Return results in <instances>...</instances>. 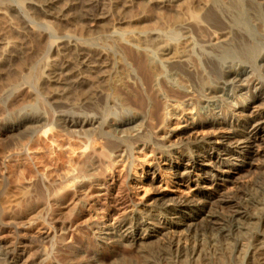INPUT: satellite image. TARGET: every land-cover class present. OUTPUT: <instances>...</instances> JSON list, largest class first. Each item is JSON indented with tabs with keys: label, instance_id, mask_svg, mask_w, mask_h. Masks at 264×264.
<instances>
[{
	"label": "bare ground",
	"instance_id": "1",
	"mask_svg": "<svg viewBox=\"0 0 264 264\" xmlns=\"http://www.w3.org/2000/svg\"><path fill=\"white\" fill-rule=\"evenodd\" d=\"M58 1L0 0L6 13L17 12L23 6L57 21H50L46 27L40 25V29L26 27L21 31L25 41L0 33V81L5 87L2 120L10 122L0 126V139L24 130L23 137L28 136V140L23 143L17 139L13 144L31 152L16 170L18 207L26 212L48 205L49 225L57 243L65 241L69 227L82 218L85 208L91 209V218L95 219L89 220L87 230L99 233L110 229L112 221L121 219L130 208L140 215L135 224L146 219L147 211L157 213L160 228L147 227L145 236L133 231V243L117 240L111 248L94 254L101 264L111 258H115L113 264H144L147 258L151 259L149 264H164V260L166 264H227V248L221 249L218 261L211 252L203 251L198 240L205 234L201 226H210L217 240H227L236 247L233 227L242 222L258 232L252 233L254 240L248 239L246 244V251L253 246L249 264H264V244L256 243L264 238V232L259 233L264 219V146L261 151L254 149L258 140L263 143L261 124L257 123L264 112L222 124L231 134L218 139H226L227 144L240 143V148L214 144L210 133H215L217 119L205 109L202 112L203 98L217 96L226 89L233 92L227 98L230 108L233 102L246 110L244 105L257 99L249 86L246 92L237 93L235 83L248 73L246 65L250 62L264 78V0H176L173 5L162 0H65L63 8L58 7ZM118 4L138 10L131 22L152 24L121 27L127 20L122 14L115 17V10L122 9ZM69 20L81 22L85 28L71 32L73 29L67 30L62 24ZM34 38L48 39L47 54L40 52L41 40L35 42L36 46ZM53 48L52 58L49 54ZM24 53L32 55V61ZM38 53L43 57L33 59ZM19 54L28 59L20 58L22 61L12 64ZM209 69L218 73L212 74L219 80L216 84L211 81L214 85L209 84L208 89V83L196 87L193 76ZM221 83L223 86H219ZM25 84L31 88L33 98L9 110L7 102L12 96L16 98L14 94ZM143 100L148 106L146 115L138 110ZM229 113L230 109L223 113L224 121ZM144 120H150L148 127ZM205 128L213 129L210 136L203 135ZM192 130L197 133L184 137ZM198 130H202L200 135ZM48 144L49 154L42 151ZM11 145L1 146L5 159L11 157ZM232 157L242 158L243 165L249 167L252 164H245V159L259 160L257 175L242 187H228V176L217 171L232 165ZM196 171L198 177L193 179ZM7 174L6 179L12 176V172ZM187 181L191 184L183 187ZM6 183L2 193L7 192ZM251 192L258 198L250 197ZM2 202L0 197V206ZM232 205L237 207L230 213L232 219L225 211H214L217 206L224 209ZM34 217L40 218L41 214L35 212ZM227 217L229 223L214 228L213 222ZM147 237H156L158 242L138 251L135 244ZM38 240L43 244V238ZM96 241L80 240L85 254L95 252L99 247ZM47 249L42 247L27 264H39L40 260L53 264ZM72 258L59 257L58 262L91 264L79 254L74 262ZM12 260L14 257L6 254L3 262L11 264Z\"/></svg>",
	"mask_w": 264,
	"mask_h": 264
},
{
	"label": "rangeland",
	"instance_id": "2",
	"mask_svg": "<svg viewBox=\"0 0 264 264\" xmlns=\"http://www.w3.org/2000/svg\"><path fill=\"white\" fill-rule=\"evenodd\" d=\"M151 1L160 2L161 0H151ZM162 1L166 2L167 4H171V5L176 3V0H162ZM18 2H19V0H18ZM14 4H17V2H15ZM56 4L58 5V7L63 8V6L65 5V0H59ZM0 7L2 8V9H0V33H3L4 35L7 34L10 36H14L15 39L19 38L20 40H23V41H25L27 39L21 33V31L26 29V27H27V29L38 28V27H39L38 29H40V25H43V26L45 25V27H46V26H48V24H50V23L52 24V22L53 23L57 22L56 20L50 19L49 17L45 16L44 14H37L36 15V13H34L32 9L29 10V8L27 9L26 7H23V6L21 7V9L19 8V10L17 12H13V13H6V10L5 9L3 10L2 6H0ZM19 7H20V5H19ZM118 7H121L122 8L121 10H123V9L124 10L121 11V10H119L120 8H117V10H115V15H116L115 17L119 18L120 14H122V16L127 20V22L124 23V25H122V26L120 25L121 27H130L131 25L133 27H139V26H142L144 24L145 25L146 24L147 25L152 24V21H147L145 23L131 22V18L133 17L134 14L137 13L138 10H136V8H134V7H133L134 9L132 7H124V6L122 7L121 4H118ZM128 20H130V21L128 22ZM70 21L71 20H69V22H62V24L64 25L65 28H67V30L73 29V30H70L71 32L76 31L75 29L78 30V29H82L83 27L85 28V26H83V24H81V22H75V21L70 22ZM136 24H137V26H135ZM41 29H43V28H41ZM18 31H20V32H18ZM17 33L18 34L20 33V34L18 35ZM14 34L15 35L17 34V35L15 36ZM21 37H23V38H21ZM153 37H155V35ZM24 38H25V40H24ZM17 39H16V41H17ZM19 39H18V41H19ZM38 40H39L38 38H34L33 43L35 44V42H36V44H37ZM40 40H39L40 44L43 45V46H41V47H43V49H42L43 51L41 50L40 52L45 53V51H46L45 54H47L48 48L46 47V45H48V44H46V43L48 42V39L44 38V39H40ZM23 41H20V42H23ZM45 48H47V49H45ZM38 49H40V48L36 47V50H38ZM28 51L29 52L33 51V48H32V50H27L25 53H27ZM50 52H49L50 53L49 56H51L53 58L55 56L54 48ZM25 53H24V55H26L25 57H28L29 59L28 58L24 59L23 54L22 55L19 54L18 57H14L13 60H11V63L16 64L17 62L22 61V59H24V60L28 59L30 61L32 58V55L30 57L29 54H25ZM41 53H38V55L36 54V57L34 56L33 59H37V57H38V59H39V57L42 58L43 54L41 56H39V54H41ZM20 58H22V59H20ZM43 59H42V61H44ZM29 61H26V62H29ZM246 67L248 68L247 69L248 73L246 75L242 76L241 79L240 78L237 79L236 80L237 84L235 83V85L238 86L237 87L238 89L237 88H236L237 90L235 89V91L237 93H240L242 91L246 92V90H247L246 87H248V86L250 87L251 93L255 92L254 94H255L257 99L252 103L245 104L244 106H245L246 110H243L240 108L241 104H235L232 102L231 108L233 106L235 107V108L233 107L232 109L229 107V105H227V104H229L228 102L230 101V100L228 101L227 98L231 97L233 94V92L230 91V89L224 90L223 91L224 93L222 91L218 92L216 94L217 96L212 95L216 99L212 98L211 95L208 99L203 98L204 104L203 103L202 104L204 107L202 109L203 110L202 112L204 113L205 111H207L206 113H208V114L210 113L211 114V115L209 114L210 116H213L215 119H217V121H215V123L218 124V126L215 129V133L214 134L210 133V135L213 138V143L219 147L226 145L227 141L225 139V141L223 142L222 139H218V138L222 137V136H224V138H228V137H230L229 135L231 134V132L228 131L227 127L225 125H222V124L234 123V121L238 119L237 117H240V119H243L246 116L255 117V116H258L264 112V78H263V76L261 77L259 75L260 74L259 71L252 66L251 62L248 63L246 65ZM209 71H210V69H209ZM212 71H214V70H212ZM210 72H207V73L204 72L203 74H202V72H200L201 74L199 73L198 75H195V78L193 76V78H192L193 84L196 85V87H202L203 85L205 86V84L208 83L205 86L206 89H208L211 85L216 84V81L219 80V79L218 80L216 79V78H218V76L216 77V75H218V73L217 72H215V73L211 72V74H210ZM212 73L216 74V75H213ZM211 75H213V77ZM209 76H211L212 78ZM206 77H208V78H206ZM207 79H209V80H207ZM211 81H213L214 84L213 83L211 84L210 83ZM222 82H223V80H222ZM1 84H3V81H0V126L10 123L8 121H7L8 122L7 123L6 120L4 123L2 120L4 118L3 117L4 113L2 111L3 110L2 107H3V102L5 101V99H4L5 98V94H4L5 87L4 86L2 87ZM197 84L202 85V86H198ZM209 84H211V85L209 86ZM219 86H223L222 83ZM242 86H244V87H242ZM243 88H245V90ZM32 93L33 92L31 90V88L28 87V84L23 85L22 88H20V90L14 94V95L17 94L16 98H15V96H12L13 101L10 100L11 99L10 98L9 101L7 102V104L9 105L8 109L13 110L14 108H17L21 103H23V101L26 102V101L32 99L33 98ZM219 93H222L223 95L219 94ZM220 97L221 98L223 97V99H225V100L220 99ZM154 98H155V96H154ZM218 101H221V102L218 103ZM223 104L225 105V109H224ZM209 105H210V107H208ZM138 106H139L138 110L142 114L146 115L147 111H148V106H147L146 101L145 100L141 101V106L140 105H138ZM206 107L208 108V110H206ZM204 109H205V111H204ZM229 109H230L231 113L228 114L227 120L224 121V119H223V117L225 116L224 114ZM186 113L187 112L183 113L182 115H180V117H182ZM189 117H192V116L190 115ZM1 121H2V123H1ZM149 121L150 120H148V121L144 120V122H145L144 126L145 127L149 126V124H150ZM206 123H208V121H206ZM135 124H138V123H135ZM183 124H185V123H183ZM257 124H261L259 126L261 128L259 135L262 138L263 143H262V141L259 142V140H258L254 145V149L259 150V148H260L259 151H261L263 149L262 146H264V118L261 121H259V123H257ZM212 130H213L212 128L203 129V135L204 136H210L209 132H211ZM200 131H202V130H198L199 135L201 134ZM195 133H197L196 130L189 131L187 134L184 135V137H186V138L190 137ZM23 135H24V130L14 131V132L7 134L6 136H4L3 138L0 139V197H1V200L3 201L2 202L3 205L0 206V264H4L3 261H4V257L6 254H8L11 257H14V260L11 261L12 262L11 264H27L31 260H33L41 252L42 247L48 248L47 250L50 251V256H51V258L53 257L52 258L53 264L60 263V261L58 262L59 257L62 259L63 258H70L71 259L73 256L76 257V254H79V258H84V260L87 257L91 261V264H101V262L99 260H97V258L94 256L96 255V253H102V252L106 251L108 248H111V246L117 240H119L120 242H123L125 244H130V243L134 242L131 232L135 231L136 233H138L139 236L140 235L145 236L148 234L147 227H150V228H157L158 227V228H160L159 224H161V223L158 219L159 217L157 216V213L150 214L151 212L147 211L146 219H141L140 222L135 224V218L139 217L140 215L137 212H135V210H132L130 208L123 215V217L121 219H119L118 221L117 220L112 221V225H111L110 229L104 228V230H102L101 233H99L98 231L87 230L88 229L87 225L90 222L89 220H95V219H94V217L91 218L93 215V212L91 211V209L85 208L83 213L81 214L82 218L75 225L69 227L68 236L66 237L65 241H63V243L55 242L56 237H53L55 231L49 225V207H48V205H44L43 207L37 206L35 208L34 211L36 213L38 212L39 214H41L40 218L35 219V217H34L35 212L33 210L26 211V212L22 211V209H20V207H18V204L16 201V198L18 199V195H19V192H18L19 190L17 187L19 180H18V174H17L16 170L20 164L19 162L21 161L24 163V159H26L28 157V155L31 154V152L28 153V152L22 151L20 148H18V147H20L19 144H15V145L13 144V143L18 142L17 139H20L21 142L25 143V141L28 140V136L23 137ZM10 143L12 144L10 147V152H9L11 157L5 159L4 158L5 155H4L2 147H3V145L10 144ZM227 145L232 147V148L243 147V145L240 143L239 144L232 143V144H227ZM49 146L50 145L48 144L47 147H44L42 151L44 153L48 152L47 154H49V152H50ZM245 151H247V148L245 149ZM209 152L213 153V152H215V150H213V151L210 150ZM200 154H202V153H200ZM232 160H233L232 165L231 164L226 165L222 170L221 169L217 170L221 174L229 177V179L227 177L228 180L226 179V181H227L226 183H227L228 187H231V186L234 187V186H238V185H240V187H242V185L244 186L246 184L245 183L246 181H248L251 177H254L255 174L257 175V172H256L257 169L255 166L259 164V160L258 161L256 159L251 160L250 158L245 159L244 163L249 164L248 162H251V164H252L251 167H249V165L248 166L243 165V163H242L243 159L242 158L232 157ZM3 162H5V164ZM33 162L35 163V161H33ZM161 162H162V165L165 166V161H161ZM37 167L38 166L35 165V168H37ZM10 172H12V176H9L6 179L5 177L10 175L7 173H10ZM198 174H199L198 171L194 172L193 179H196L198 177ZM5 181L9 185V186L7 185L8 189H6V191H7V192H5L6 194L4 192L2 193L3 190H1L3 186L5 187V183H6ZM218 181L220 184L223 183L221 177L218 178ZM190 184H191V181H187L183 187H186L187 185H190ZM192 189H194V187H192ZM186 190H188V189H186ZM114 194H116V192ZM254 194H255V192H253V194L251 192L250 197L253 196L252 198H254L256 196L254 199L258 198L257 194L256 195H254ZM10 200L11 201L14 200V202L12 204H10L11 203ZM12 205H14V206H12ZM259 206L262 207L263 204L261 203ZM235 207L236 206H233V205L232 206H224V209H220V207L217 206L214 208V211H216L218 213H224V211H225L224 214H226L227 216L228 215L231 216L230 213L236 212L237 207L236 208ZM62 209H64V207ZM241 211H243V209ZM8 214L13 215L14 217L12 219L8 218L7 217ZM230 218L232 219V216ZM230 218L228 219V217H227L228 220H226V218H223L224 220H222V218H221V221L218 220V221L213 222V223H215L214 228L216 229L217 227H221V226L223 227V225H226L225 221H227V223H229L228 221L231 220ZM232 223H236V222L234 221ZM242 223H244V222H242ZM242 223L239 224V227H238V225H236L237 227H235V226L233 227V230L236 231V232L234 231V233H236V239H237V246L236 247H234L230 243H228L227 240H225L226 242L224 240H221V239H220L221 241H219V238L217 240V236H215V232L211 230L210 226L208 228V226L206 227V225H202L201 230H203V229L204 230L202 232L200 230V232L201 233L204 232L206 235L203 234L201 237L198 238L199 243L201 245V248L205 252H211L216 261H218L222 257L220 254L221 249L227 248L226 249V251H227V254H226L227 264H249V261L251 258L250 252H251V249L253 246H251V248L248 249L249 251H246L247 250L246 247L248 245V239L250 241H253L254 240L253 239L254 233L257 234L258 232H257V229L254 228L253 226L249 225V223H247L248 225L245 223L244 224H242ZM133 225H135V226L132 227ZM236 228H238V229H236ZM259 228H260V230H259ZM259 228H258L259 233L264 232V219L262 220L261 226ZM145 229H147V230H145ZM206 231H207V233H206ZM211 231L214 233V234H212V236L210 234ZM245 232L248 234H246ZM252 233H253V235H251ZM127 234H129V236L126 237ZM245 234L247 235V238H246ZM123 235H124V237H123ZM241 235H243V236H241ZM248 235L249 236L251 235L250 238L248 237ZM81 236L82 237L85 236V237L82 238ZM42 238H43V244L44 245L42 243H40V241L38 240V239H42ZM90 238H95L97 240L96 241L97 245L99 244V247L97 246L94 253L85 254L84 247L81 246L80 240H82L84 243H86ZM212 238H214V239H212ZM261 238H260V240H262L261 242H260V240L256 241V243L259 245L264 244L263 243L264 238L263 239H261ZM157 239L158 238H156V237L142 238L141 240L138 241V244H135V245H137L136 249L138 251H140L141 249H145L146 246H148V245L152 246L156 242H158ZM214 240H217V242H215ZM212 241H214V242H212ZM245 251L248 253H246ZM141 254L144 255L145 252H141ZM193 256H194V254L192 255V257ZM181 259L184 260L185 258L182 257ZM107 260L105 261V263H102V264H113L115 258H111V259H107ZM72 261L74 262V259ZM164 262H165L164 264H166L165 260H164ZM149 263H151V259L147 258V260H145L144 264H149ZM39 264H48V263L45 260H43V262H42V260H40Z\"/></svg>",
	"mask_w": 264,
	"mask_h": 264
}]
</instances>
